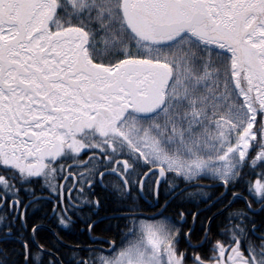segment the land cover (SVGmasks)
Instances as JSON below:
<instances>
[{
  "label": "snow or ice",
  "instance_id": "6c2138e0",
  "mask_svg": "<svg viewBox=\"0 0 264 264\" xmlns=\"http://www.w3.org/2000/svg\"><path fill=\"white\" fill-rule=\"evenodd\" d=\"M0 264H264V0H0Z\"/></svg>",
  "mask_w": 264,
  "mask_h": 264
},
{
  "label": "flooded vegetation",
  "instance_id": "af4514ba",
  "mask_svg": "<svg viewBox=\"0 0 264 264\" xmlns=\"http://www.w3.org/2000/svg\"><path fill=\"white\" fill-rule=\"evenodd\" d=\"M90 155V153H89ZM84 159H87V155L83 157ZM99 191V189L97 190ZM100 194L103 196L105 195L104 192H100ZM47 209H39V210H33L29 209V226L31 227L33 223V217L37 216H42L44 219L40 218V223L36 224L39 226V232L37 233L35 239L38 243H42L47 245L49 242L55 243L56 239H59L63 244L69 245L72 247H77V246H84V247H89L90 245V238L87 235V232L85 229V226L83 224H78L74 227L71 228V230H64V231H59L57 227H54L53 224L54 222L50 220L49 217L45 216V212ZM154 210L149 208L148 211L145 212V215H151ZM30 227H29V235H30ZM84 230V231H82ZM115 232V229L113 230ZM55 234V236L53 235ZM94 237L101 238L103 237V234L97 230L92 234ZM39 238L41 240H39ZM108 240L113 239V236H108ZM105 249L108 247L107 244L102 245ZM62 252H65L66 255H69L67 253V249L62 248Z\"/></svg>",
  "mask_w": 264,
  "mask_h": 264
},
{
  "label": "trees",
  "instance_id": "16d2710c",
  "mask_svg": "<svg viewBox=\"0 0 264 264\" xmlns=\"http://www.w3.org/2000/svg\"><path fill=\"white\" fill-rule=\"evenodd\" d=\"M260 171H261L260 168H256V170H255L256 174H251V175H249V176H246L245 179H246V180L251 179V180L254 182L256 179L259 178V176H258L257 174H258ZM201 183H208V181H201ZM188 207H191V206L188 205ZM201 207L203 208L204 206L201 205ZM192 210H195V209H192ZM40 216H41V215H40ZM40 216L33 217V223H32V225H36V224L40 223V218L42 217V216H41V217H40ZM41 219H44V218L42 217ZM39 240H41V239L39 238Z\"/></svg>",
  "mask_w": 264,
  "mask_h": 264
}]
</instances>
